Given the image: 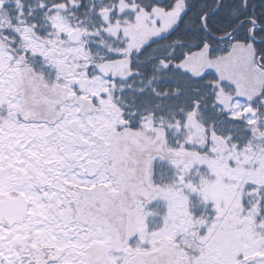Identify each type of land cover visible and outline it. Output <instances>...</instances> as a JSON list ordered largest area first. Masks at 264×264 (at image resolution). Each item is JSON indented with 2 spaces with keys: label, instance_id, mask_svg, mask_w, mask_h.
<instances>
[{
  "label": "snow or ice",
  "instance_id": "6c2138e0",
  "mask_svg": "<svg viewBox=\"0 0 264 264\" xmlns=\"http://www.w3.org/2000/svg\"><path fill=\"white\" fill-rule=\"evenodd\" d=\"M0 264H264V0H0Z\"/></svg>",
  "mask_w": 264,
  "mask_h": 264
}]
</instances>
